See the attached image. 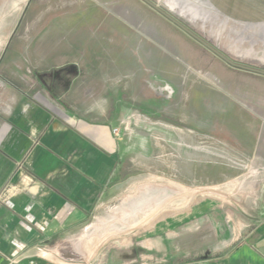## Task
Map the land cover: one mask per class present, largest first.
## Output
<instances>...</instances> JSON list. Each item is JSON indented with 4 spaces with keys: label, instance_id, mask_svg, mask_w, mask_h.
<instances>
[{
    "label": "rangeland",
    "instance_id": "1",
    "mask_svg": "<svg viewBox=\"0 0 264 264\" xmlns=\"http://www.w3.org/2000/svg\"><path fill=\"white\" fill-rule=\"evenodd\" d=\"M152 1L264 69V0ZM0 23L4 84L39 100L52 90L65 119L116 128L130 160L119 201L76 245L85 259L206 207L236 236L264 222V75L230 66L142 0H0Z\"/></svg>",
    "mask_w": 264,
    "mask_h": 264
},
{
    "label": "crops",
    "instance_id": "2",
    "mask_svg": "<svg viewBox=\"0 0 264 264\" xmlns=\"http://www.w3.org/2000/svg\"><path fill=\"white\" fill-rule=\"evenodd\" d=\"M6 36L0 23V70L12 67ZM5 87L13 97L0 99V264H264V222L236 236L214 207L85 259L76 245L90 219L119 201L130 160H119L112 127L65 119L52 90L39 100Z\"/></svg>",
    "mask_w": 264,
    "mask_h": 264
},
{
    "label": "water",
    "instance_id": "3",
    "mask_svg": "<svg viewBox=\"0 0 264 264\" xmlns=\"http://www.w3.org/2000/svg\"><path fill=\"white\" fill-rule=\"evenodd\" d=\"M142 1L144 3H146L148 6H150L152 9L157 11L159 14L164 16L166 19H168L170 22H172L174 25H176L178 28H180L182 31H184L186 34H188L190 37H192L193 39L198 41L200 44H202L203 46L208 48L210 51H212L215 55H217L219 58H221L223 61H225L230 66L264 75V69L254 68L251 66H247V65L232 61L230 58H228L227 56H225L224 54L219 52L217 49H215L214 47L209 45L202 38H200L197 34H195L193 31H191L188 27H186L184 24H182L180 21H178L176 18H174L165 9H163L159 3H156L152 0H142Z\"/></svg>",
    "mask_w": 264,
    "mask_h": 264
},
{
    "label": "built area",
    "instance_id": "4",
    "mask_svg": "<svg viewBox=\"0 0 264 264\" xmlns=\"http://www.w3.org/2000/svg\"><path fill=\"white\" fill-rule=\"evenodd\" d=\"M112 132H113L114 134H116V133H118V130H117L116 128H113V129H112Z\"/></svg>",
    "mask_w": 264,
    "mask_h": 264
}]
</instances>
